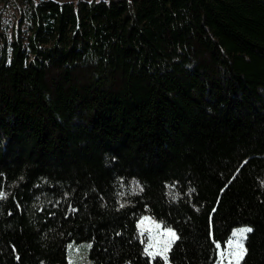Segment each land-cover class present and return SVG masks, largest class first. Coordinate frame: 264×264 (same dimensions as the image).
Listing matches in <instances>:
<instances>
[{"label": "trees", "instance_id": "16d2710c", "mask_svg": "<svg viewBox=\"0 0 264 264\" xmlns=\"http://www.w3.org/2000/svg\"><path fill=\"white\" fill-rule=\"evenodd\" d=\"M0 192V264H264V0H0Z\"/></svg>", "mask_w": 264, "mask_h": 264}, {"label": "rangeland", "instance_id": "374dc122", "mask_svg": "<svg viewBox=\"0 0 264 264\" xmlns=\"http://www.w3.org/2000/svg\"><path fill=\"white\" fill-rule=\"evenodd\" d=\"M143 221V223H142ZM159 225V227H157ZM245 228H251L249 226H241L233 229V232H236L240 229ZM139 229L141 231V234L143 235L145 246H146V252L150 257L154 258L156 256L164 257L165 259H168L169 252L174 244V242L177 240V238L173 239L171 236L166 235V230L171 229L175 232L176 237H178L176 231L172 228L165 227L160 221L154 219L149 214L144 215L140 222H139ZM232 234L230 239L232 238ZM248 236V233L246 234ZM229 239V240H230ZM244 248L246 249V240H243ZM226 245V244H225ZM221 250L225 249L220 247ZM70 250H73V253L70 258L69 264H82L80 258H81V246H71ZM245 255V253H244ZM243 255V258H244ZM221 257V256H220ZM242 258V259H243ZM222 259V258H221ZM231 259V264H237L236 259L230 258L228 256L227 251H224L223 256V264H229V260ZM242 259L239 260V264H241ZM221 264V260L220 263Z\"/></svg>", "mask_w": 264, "mask_h": 264}, {"label": "snow or ice", "instance_id": "6c2138e0", "mask_svg": "<svg viewBox=\"0 0 264 264\" xmlns=\"http://www.w3.org/2000/svg\"><path fill=\"white\" fill-rule=\"evenodd\" d=\"M5 194L3 192H0V199H3ZM143 223V221H142ZM159 227V225H157ZM252 231L251 228H245L237 230L236 232H233L232 238L226 242L225 249L221 250L220 245L217 243V251L218 254L221 256V264H223V256L224 251H227L228 256L230 258H234L237 261V264H239V260L243 258L244 253L246 252V249L244 248L243 240L247 239V233H250ZM166 235L171 236L173 239L177 238L174 231L171 229L166 230ZM88 247H91L89 245ZM229 264H231V259L229 260Z\"/></svg>", "mask_w": 264, "mask_h": 264}, {"label": "crops", "instance_id": "0c3cea01", "mask_svg": "<svg viewBox=\"0 0 264 264\" xmlns=\"http://www.w3.org/2000/svg\"><path fill=\"white\" fill-rule=\"evenodd\" d=\"M55 1H58V2H68V1H73V0H55Z\"/></svg>", "mask_w": 264, "mask_h": 264}, {"label": "built area", "instance_id": "2783aa9c", "mask_svg": "<svg viewBox=\"0 0 264 264\" xmlns=\"http://www.w3.org/2000/svg\"><path fill=\"white\" fill-rule=\"evenodd\" d=\"M39 2H41V3H43V2H45V1H47V0H38Z\"/></svg>", "mask_w": 264, "mask_h": 264}]
</instances>
